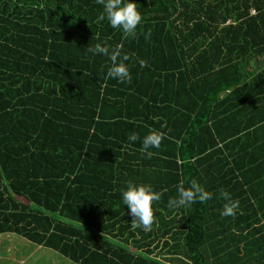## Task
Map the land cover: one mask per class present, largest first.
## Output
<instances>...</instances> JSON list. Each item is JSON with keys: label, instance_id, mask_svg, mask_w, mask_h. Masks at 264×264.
I'll list each match as a JSON object with an SVG mask.
<instances>
[{"label": "trees", "instance_id": "trees-1", "mask_svg": "<svg viewBox=\"0 0 264 264\" xmlns=\"http://www.w3.org/2000/svg\"><path fill=\"white\" fill-rule=\"evenodd\" d=\"M133 2L135 35L97 0H0V235L74 264H264V0ZM98 43L122 45L131 83ZM128 182L161 194L151 231ZM191 182L211 199L169 208Z\"/></svg>", "mask_w": 264, "mask_h": 264}, {"label": "clouds", "instance_id": "clouds-1", "mask_svg": "<svg viewBox=\"0 0 264 264\" xmlns=\"http://www.w3.org/2000/svg\"><path fill=\"white\" fill-rule=\"evenodd\" d=\"M102 5L103 11L97 16V21H107L112 29L122 30L126 34L135 35L138 26L143 19L137 10L136 3L133 0H97ZM151 33H147V39ZM88 52L108 57L111 66L107 70L106 78L115 79L120 83H131L132 76L126 63L130 57L127 54L122 55V45L115 48H109L101 44H96L92 48H87ZM141 68L146 67V61L139 60ZM139 137L133 133L129 135L128 141L135 143ZM164 139L163 133L150 132L143 138L142 150L150 158L152 153L149 149H158ZM122 203L129 209V215L136 227L143 231H151L154 224L153 202L161 199V194L153 190L150 185H138L128 182L126 189L122 190ZM211 199V195L205 191L198 183L191 182L188 189L178 188V198L168 200L169 208L187 207L197 202L203 204ZM238 201H233L226 205L221 212V216L230 217L235 215V209L238 208Z\"/></svg>", "mask_w": 264, "mask_h": 264}, {"label": "rangeland", "instance_id": "rangeland-1", "mask_svg": "<svg viewBox=\"0 0 264 264\" xmlns=\"http://www.w3.org/2000/svg\"><path fill=\"white\" fill-rule=\"evenodd\" d=\"M263 58L257 60L262 65ZM256 67V64H254ZM0 264H74L59 254L13 234L0 235Z\"/></svg>", "mask_w": 264, "mask_h": 264}, {"label": "crops", "instance_id": "crops-1", "mask_svg": "<svg viewBox=\"0 0 264 264\" xmlns=\"http://www.w3.org/2000/svg\"><path fill=\"white\" fill-rule=\"evenodd\" d=\"M228 24H229V23H228ZM256 67H257V68H256V70H257V69L259 68V66H258V65H256Z\"/></svg>", "mask_w": 264, "mask_h": 264}, {"label": "built area", "instance_id": "built-area-1", "mask_svg": "<svg viewBox=\"0 0 264 264\" xmlns=\"http://www.w3.org/2000/svg\"><path fill=\"white\" fill-rule=\"evenodd\" d=\"M253 14L255 13V12H252Z\"/></svg>", "mask_w": 264, "mask_h": 264}]
</instances>
